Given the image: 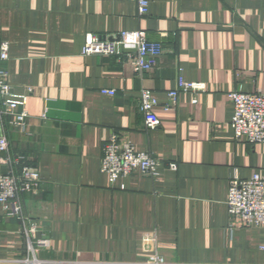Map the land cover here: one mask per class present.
<instances>
[{
  "label": "crops",
  "instance_id": "obj_1",
  "mask_svg": "<svg viewBox=\"0 0 264 264\" xmlns=\"http://www.w3.org/2000/svg\"><path fill=\"white\" fill-rule=\"evenodd\" d=\"M137 29L162 48L150 70L81 54L88 34ZM1 42L12 92L31 89L24 128L3 117L0 135L11 157L39 173L34 191L19 196L35 236L48 240L38 258L264 264V228L231 225L226 205L233 174L264 175V144L235 138L228 98L232 90L264 92V0H150L143 17L136 0H0ZM179 75L204 89L180 91L165 109ZM143 88L156 100L151 130L139 107ZM112 133L158 159L157 176L136 171L111 182L100 161ZM19 167L0 165V173ZM21 230L0 210V264L32 258ZM149 233L153 241H143Z\"/></svg>",
  "mask_w": 264,
  "mask_h": 264
},
{
  "label": "built area",
  "instance_id": "obj_2",
  "mask_svg": "<svg viewBox=\"0 0 264 264\" xmlns=\"http://www.w3.org/2000/svg\"><path fill=\"white\" fill-rule=\"evenodd\" d=\"M150 0H136V12L139 17L148 14ZM162 53L159 43L146 37L143 30L121 31L110 39H101L97 35L88 34L82 47L81 54L99 56H121L134 71L152 69L157 57ZM8 58V44H0V60ZM8 72L0 67V121L7 118L8 124L17 128H24L28 116L26 103L31 89L26 92L14 93L7 82ZM176 88L168 92L165 109L173 108L180 91L193 93L202 91L204 85L200 82L186 81L181 75L177 77ZM113 94L114 90H102ZM228 98L233 102V114L230 126L235 138L244 137L251 144H264V92H243L232 90ZM195 102V99L193 100ZM156 100L150 90L141 89L139 107L143 114L144 126L147 130L154 129L159 119L154 112ZM19 164V170L0 173V210L3 214L17 218L22 224V235L26 238L27 249L32 258L24 259L26 264H57L40 259L37 251L48 245V240L35 236L36 224L24 214L19 196L34 191L39 181V173L34 166L26 163L22 156L11 157L8 152V141L0 135V165ZM160 161L147 152L134 150L127 139L112 133L102 149L100 170L106 173L111 182L118 177H125L133 172H140L151 178L158 174ZM170 169L175 170L174 162L168 163ZM227 210L231 225L235 222L246 228H264V175L254 172L249 178L241 179L233 174L228 181L226 198ZM143 241H153L151 233L143 235ZM145 264H164L163 259L151 256Z\"/></svg>",
  "mask_w": 264,
  "mask_h": 264
},
{
  "label": "trees",
  "instance_id": "obj_3",
  "mask_svg": "<svg viewBox=\"0 0 264 264\" xmlns=\"http://www.w3.org/2000/svg\"><path fill=\"white\" fill-rule=\"evenodd\" d=\"M1 62H2V60H1ZM1 67V66H0Z\"/></svg>",
  "mask_w": 264,
  "mask_h": 264
}]
</instances>
